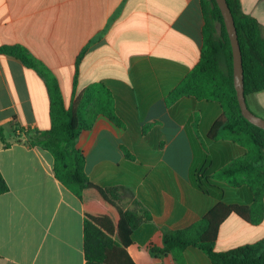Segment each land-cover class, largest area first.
<instances>
[{
  "label": "crops",
  "instance_id": "1",
  "mask_svg": "<svg viewBox=\"0 0 264 264\" xmlns=\"http://www.w3.org/2000/svg\"><path fill=\"white\" fill-rule=\"evenodd\" d=\"M240 3L264 26V0ZM204 23L200 0H0V47L26 48L55 76L65 105L83 52L77 88L103 81L126 110L122 126L97 115L77 147L91 181L122 186L125 208L151 213L127 249L136 264H177L172 254L155 256L150 247L161 245L163 229L191 225L218 201L191 179V166L201 161L194 151L216 158L210 175L241 151L228 140L206 139L222 112L216 101H165L198 62ZM246 102L263 116L264 90L247 95ZM49 108L45 78L0 52V172L9 187L0 194V264L85 263L82 201L55 176L52 153L28 140V132L50 128ZM148 123L153 125L143 131ZM261 238L264 218L252 224L231 214L220 225L215 250ZM183 258L186 264H211L194 246L183 250Z\"/></svg>",
  "mask_w": 264,
  "mask_h": 264
},
{
  "label": "trees",
  "instance_id": "2",
  "mask_svg": "<svg viewBox=\"0 0 264 264\" xmlns=\"http://www.w3.org/2000/svg\"><path fill=\"white\" fill-rule=\"evenodd\" d=\"M226 1L237 30L247 96L264 90V26L242 10L240 0ZM200 4L205 23L199 60L169 91L165 101L171 105L186 96L216 101L222 112L210 125L206 139L228 140L237 144L241 151L228 157L212 175L209 173L216 158L207 152L194 151L195 159L200 157L201 161L199 165L191 166V179L218 201L191 225L175 230L163 229L161 245L151 246L149 251L155 256L172 254L177 264H186L183 250L194 246L206 253L211 264H264V238L224 251L215 250L220 225L229 215L236 214L252 224L260 223L264 218V130L250 123L240 112L233 83L230 40L216 1L200 0ZM0 52L19 59L46 80L51 126L44 131L28 132V140L52 153L55 176L82 201L84 264H136L127 249L133 244L134 231L151 220V213L137 205L125 208L122 186H101L91 181L85 172L84 154L77 147L81 131L90 129L99 114L116 125H123L126 110L118 107V96L103 81L77 88L78 64L83 52L76 60L69 105L64 103L55 76L26 48L3 45ZM130 109L134 108H127ZM152 125L145 124L142 130ZM193 128L198 136L197 117ZM0 136L5 141L2 128ZM199 144L203 148L201 140ZM124 152L127 157H132L129 151ZM234 188L238 195L231 190ZM8 189L0 172V194Z\"/></svg>",
  "mask_w": 264,
  "mask_h": 264
},
{
  "label": "water",
  "instance_id": "3",
  "mask_svg": "<svg viewBox=\"0 0 264 264\" xmlns=\"http://www.w3.org/2000/svg\"><path fill=\"white\" fill-rule=\"evenodd\" d=\"M223 18V23L230 40L232 50L233 83L237 102L242 116L250 123L264 130V118L255 114L247 105L244 93V73L242 54L233 15L226 0H215Z\"/></svg>",
  "mask_w": 264,
  "mask_h": 264
},
{
  "label": "rangeland",
  "instance_id": "4",
  "mask_svg": "<svg viewBox=\"0 0 264 264\" xmlns=\"http://www.w3.org/2000/svg\"><path fill=\"white\" fill-rule=\"evenodd\" d=\"M249 98H250V97H249ZM250 109H251V108H250ZM262 115L264 116V114H262ZM259 116H260V115H259ZM263 116H261V117H263ZM263 118H264V117H263ZM14 138H15V139H20L18 136H15ZM212 170H213V169L211 168L210 171H212ZM231 190L237 192V189H236V188L231 189ZM236 192H235V194L238 195L239 193H238V192L236 193ZM131 252L134 253V254L136 255V250H135L134 248L131 249Z\"/></svg>",
  "mask_w": 264,
  "mask_h": 264
}]
</instances>
